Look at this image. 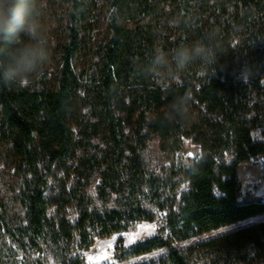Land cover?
<instances>
[{
	"label": "trees",
	"instance_id": "16d2710c",
	"mask_svg": "<svg viewBox=\"0 0 264 264\" xmlns=\"http://www.w3.org/2000/svg\"><path fill=\"white\" fill-rule=\"evenodd\" d=\"M69 2L53 84L35 90L0 84V133L26 184L24 217L16 225L3 222L1 246L8 240L40 256L55 228L59 237L71 239L90 222L100 238H108L137 222H152L142 207L147 201L165 213L164 228L135 244L130 258L161 249L170 253L157 264H246L264 258V221L186 253L174 248L264 214V201L242 198L237 176L242 163L264 161V0H103L107 34L97 64L87 72L78 69L80 36L95 32V3ZM201 39L216 47L214 76L199 63L175 75L150 71L158 50L167 53L172 45ZM245 64L258 73L248 82L239 78ZM184 94L191 97L187 113L166 119L173 98ZM254 131L261 140L253 138ZM154 141L170 163L159 172L147 157ZM185 142L199 154L183 168L175 159ZM96 183L98 197L115 196L118 211L99 215L89 209L87 193ZM181 185L187 189L177 198ZM52 208L58 215L78 209L76 227L69 228L64 216L51 218Z\"/></svg>",
	"mask_w": 264,
	"mask_h": 264
},
{
	"label": "rangeland",
	"instance_id": "374dc122",
	"mask_svg": "<svg viewBox=\"0 0 264 264\" xmlns=\"http://www.w3.org/2000/svg\"><path fill=\"white\" fill-rule=\"evenodd\" d=\"M93 1L95 3V32L90 38L83 34L80 36L83 52L78 60V69L84 72L97 64V49L107 34L103 16L104 2L103 0ZM69 3V0H47V7L41 17V23L49 38L52 59L39 75L31 80L18 83L22 88L35 90L43 85L53 84L58 71L59 56L65 47L66 33L64 26L70 10ZM173 49L174 45L166 51L171 53ZM253 138L256 141L261 140L258 131L253 132ZM198 154L199 148L197 146L185 142L184 149L177 154L175 163L179 167H189ZM147 157L150 168L157 172L162 168H168L170 165L168 161L164 160L157 141L150 144ZM237 176L241 185L242 198L246 199L248 196H253L255 199L264 201V164H260L258 160L244 162L239 166ZM97 184H94L87 193V197L90 198L89 209L98 211L99 215L118 211L119 202L115 196L106 199L98 197L95 190ZM25 187V182L15 169L9 142L0 133V227L4 224V221L7 225H16L22 221L24 217L23 203L25 198L23 192ZM54 189L55 186H53ZM186 189V185H181L176 191L177 198H180ZM142 207L154 217V220L152 222H137L127 232L115 234L108 238H100L96 224L90 222L84 228V231L79 232L75 229L72 238L67 239L59 237L57 228H55V231H51L45 237L44 249L40 256L28 248L19 247L5 240L3 246L0 242V260L5 264H35V261H40L42 264L70 262L73 264H157L160 260L169 256L170 251L168 249H161L137 258L129 257V250L135 244L158 236L159 230L164 228V212L159 211L147 201L142 202ZM49 216L51 218L64 216L67 221L66 225L69 228L76 227L80 219L79 210L76 208H67L61 215L57 214L56 208H52ZM262 221H264V214L254 220L245 222V224ZM245 224L239 222L193 239L175 243L174 248L180 253H186L201 242L236 231ZM161 236L166 237V233L161 234ZM254 255L255 252L251 254L252 259ZM246 264H264V258Z\"/></svg>",
	"mask_w": 264,
	"mask_h": 264
},
{
	"label": "clouds",
	"instance_id": "9594fccd",
	"mask_svg": "<svg viewBox=\"0 0 264 264\" xmlns=\"http://www.w3.org/2000/svg\"><path fill=\"white\" fill-rule=\"evenodd\" d=\"M47 0H0V84L14 85L39 75L52 59L49 38L41 23ZM199 63L205 74L217 63V51L211 39L193 41L164 53L157 51L150 58V71L157 76L182 73ZM251 64L240 67L239 78L248 82L257 75ZM170 78V77H169ZM191 97L177 95L171 101V115L180 118L189 108Z\"/></svg>",
	"mask_w": 264,
	"mask_h": 264
},
{
	"label": "crops",
	"instance_id": "0c3cea01",
	"mask_svg": "<svg viewBox=\"0 0 264 264\" xmlns=\"http://www.w3.org/2000/svg\"><path fill=\"white\" fill-rule=\"evenodd\" d=\"M259 217V216H258ZM255 218H257V217H254V218H251V219H247V220H245V221H242V223H244L245 224V222H249V221H251V220H254ZM257 223H260V222H254V223H249V224H245V226H243V227H246V226H249V225H251V224H257Z\"/></svg>",
	"mask_w": 264,
	"mask_h": 264
},
{
	"label": "built area",
	"instance_id": "2783aa9c",
	"mask_svg": "<svg viewBox=\"0 0 264 264\" xmlns=\"http://www.w3.org/2000/svg\"><path fill=\"white\" fill-rule=\"evenodd\" d=\"M259 162H260V164H264V161H263V159H257Z\"/></svg>",
	"mask_w": 264,
	"mask_h": 264
}]
</instances>
